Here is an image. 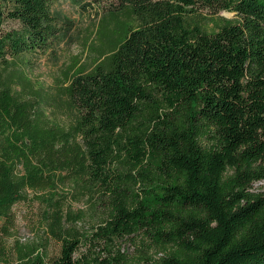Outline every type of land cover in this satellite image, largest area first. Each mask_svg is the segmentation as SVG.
<instances>
[{
  "label": "trees",
  "instance_id": "trees-1",
  "mask_svg": "<svg viewBox=\"0 0 264 264\" xmlns=\"http://www.w3.org/2000/svg\"><path fill=\"white\" fill-rule=\"evenodd\" d=\"M95 1L109 6L93 66L75 61L60 83L69 125L45 115L25 74L0 72V258L264 264V192L255 189L264 181V0ZM53 3L0 0L6 68L57 46ZM201 11L237 20L210 34L191 20ZM59 174L93 194L101 222L82 237L62 228L56 207L55 254L47 244L10 247L14 208Z\"/></svg>",
  "mask_w": 264,
  "mask_h": 264
},
{
  "label": "rangeland",
  "instance_id": "rangeland-1",
  "mask_svg": "<svg viewBox=\"0 0 264 264\" xmlns=\"http://www.w3.org/2000/svg\"><path fill=\"white\" fill-rule=\"evenodd\" d=\"M108 6L106 2L98 3L95 0H54L52 11L62 26L57 46L45 53L23 54L14 60L13 67L6 68L0 63V72L4 77L11 73H23L33 82L41 94L40 107L54 125L67 126L72 122L73 113L65 106L66 98L59 93L60 83L64 72L75 61L89 68L93 66L95 56L92 48L98 45V24L108 12ZM224 19L233 22L237 20L233 13L227 12L212 16L201 11L191 17L192 22L200 24L210 34L218 31ZM54 180L52 187L29 192L28 200L14 208L16 227L9 240L10 247L15 242H19L23 248L33 244H47L48 254H55L61 244L51 234L56 207L64 216L62 228L67 232L83 237L101 222V212L94 211L92 207V193L81 194L76 186L63 182L60 174ZM255 189L264 192V181L256 184ZM127 248L134 251L133 247ZM99 250V247L96 248V251ZM0 264H4L1 258Z\"/></svg>",
  "mask_w": 264,
  "mask_h": 264
}]
</instances>
